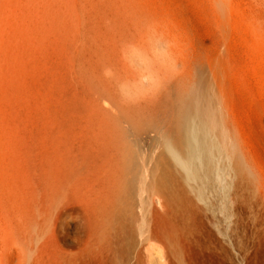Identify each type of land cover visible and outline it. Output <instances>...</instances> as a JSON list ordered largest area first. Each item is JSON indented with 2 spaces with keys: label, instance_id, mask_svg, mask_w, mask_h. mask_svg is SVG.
<instances>
[{
  "label": "rangeland",
  "instance_id": "374dc122",
  "mask_svg": "<svg viewBox=\"0 0 264 264\" xmlns=\"http://www.w3.org/2000/svg\"><path fill=\"white\" fill-rule=\"evenodd\" d=\"M233 1L230 26L218 0H0V205L19 215L23 264H60L81 244V205L93 185L85 161L98 127L108 114L144 106L149 85L138 72L158 55L222 65L233 110L264 160V62L245 47L241 18L264 16V0ZM124 66L133 79L108 84ZM111 85L113 97L100 94ZM127 135L141 152L146 142ZM234 211L232 225L219 227L226 238L212 237L222 264H264L254 209Z\"/></svg>",
  "mask_w": 264,
  "mask_h": 264
},
{
  "label": "bare ground",
  "instance_id": "6f19581e",
  "mask_svg": "<svg viewBox=\"0 0 264 264\" xmlns=\"http://www.w3.org/2000/svg\"><path fill=\"white\" fill-rule=\"evenodd\" d=\"M219 1L233 25L237 3ZM241 18V40L264 62V16ZM156 58L152 66L137 58L147 70L138 72L149 85L144 106L108 114L98 127V147L85 161L93 185L81 205L83 239L60 264H222L212 237L226 238L219 227L228 229L239 207L254 209L256 236L264 237V160L233 110L224 67L170 51ZM126 68L108 84L133 79ZM111 86L100 94L113 97ZM127 131L146 142L141 152ZM2 202L0 264H23L19 215Z\"/></svg>",
  "mask_w": 264,
  "mask_h": 264
}]
</instances>
